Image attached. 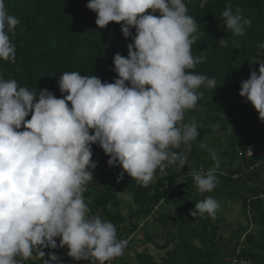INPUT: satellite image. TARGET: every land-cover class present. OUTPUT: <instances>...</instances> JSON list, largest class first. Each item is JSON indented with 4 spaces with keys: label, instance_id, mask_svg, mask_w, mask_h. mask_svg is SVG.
<instances>
[{
    "label": "clouds",
    "instance_id": "9594fccd",
    "mask_svg": "<svg viewBox=\"0 0 264 264\" xmlns=\"http://www.w3.org/2000/svg\"><path fill=\"white\" fill-rule=\"evenodd\" d=\"M206 4L201 0L200 7ZM86 7L96 13L98 28L119 23L130 39L127 56H113V82L64 72L58 98L47 88L30 90L0 74V264H24L34 253L42 264H64L66 254L75 261L115 262L136 231L128 241L118 239L113 222L90 214L83 193L98 164L92 146L102 148L109 166L122 168L118 182L127 173L147 187L165 162L186 163L174 149L200 133L195 123L183 122L185 112L197 107L203 96L198 89L218 86L214 77L186 71L203 57L192 53L198 29L185 0H87ZM220 15L233 34L243 35L251 25L231 6ZM19 23L0 0L4 61L16 60L11 37ZM219 44L227 47V40L220 38ZM259 48L264 56V43ZM258 61V71L250 68L249 78L241 80L239 95L264 122V60ZM212 158L218 167L214 152ZM214 171L193 173L201 193L216 187ZM182 182L183 177L176 181ZM218 208L207 196L189 211L214 218ZM57 248L63 249L53 251Z\"/></svg>",
    "mask_w": 264,
    "mask_h": 264
},
{
    "label": "trees",
    "instance_id": "16d2710c",
    "mask_svg": "<svg viewBox=\"0 0 264 264\" xmlns=\"http://www.w3.org/2000/svg\"><path fill=\"white\" fill-rule=\"evenodd\" d=\"M185 2L198 29L192 53L194 57H203L201 63L186 71L214 77L218 86L214 90L204 87L197 90L203 96L196 108L186 110L183 122L195 123L197 128L204 123L220 121L226 125L236 124L235 113L240 110L252 118L227 139L222 156L228 159L215 168L217 183L213 190L221 198L217 200L219 203L224 199L241 203L247 225L240 224L232 233L235 243L229 248L231 244L225 245L220 236L218 218L207 213L196 217L190 215L189 210L195 208V203L205 199L203 193L198 192L193 173H206L207 166L216 164L213 158L207 162L199 155L197 164H189L190 157L200 147L194 140L174 149L187 157L186 163L181 165L179 160L173 164L165 162L166 167L157 169L147 187L127 173L118 182L122 168L109 166V157L94 144L92 158L98 164L93 170L94 181L83 195L90 214L113 222L118 239L127 241L130 233L140 227V219L148 222L162 205L173 209L175 219L165 213L153 219L162 227L171 226L164 237L148 231L144 233L145 242L165 251L166 255L157 262L150 253H137L134 256L137 264H264V184L256 183L260 177L258 173L264 168L244 172L238 180L230 176L241 173L242 168H232L235 163H244L248 167L254 161H264V123L259 120L255 108L250 111L246 104L238 102L241 80L249 78L250 68L258 71V60H264L259 54V45L264 43V0H207L203 8L200 7L201 0ZM86 4L87 0H5L9 13L18 17L20 23L11 37L16 45V60L13 63L0 59V74L6 80L15 79L20 86L30 90L47 88L58 98L62 94L57 81L64 72L94 74L102 82H113L117 75L112 70L113 56L117 52L127 56L126 45L130 39L123 36L119 23L110 22L103 29L98 28L96 13ZM226 6H231L234 14L239 10L240 15L251 20L243 35L226 30L220 15ZM220 38L227 40V47L220 46ZM248 148L254 150L255 157L244 159L242 154ZM259 150H262L261 157ZM223 170L228 174L224 175ZM103 177L107 180L102 188H98L95 182ZM181 177L185 182L176 183ZM120 194H127L131 199L127 203L126 216L121 212ZM195 241L202 246H197ZM37 257L38 254L35 259L30 257L24 264H42ZM119 259L120 264H131L123 255L113 260Z\"/></svg>",
    "mask_w": 264,
    "mask_h": 264
},
{
    "label": "rangeland",
    "instance_id": "374dc122",
    "mask_svg": "<svg viewBox=\"0 0 264 264\" xmlns=\"http://www.w3.org/2000/svg\"><path fill=\"white\" fill-rule=\"evenodd\" d=\"M238 98L240 99V100H238L239 104H246L250 111H254V107H252L250 103L246 102L245 98H243L241 96H239ZM238 102L235 103L236 104L235 107L239 106V104H237ZM250 118L251 117L249 115H247L246 113H243L240 110L239 112L235 113V119L237 121L236 124L231 122V123L226 125L222 121H220L219 123H212L211 122L208 125L205 123L201 124L200 128H198V131H199L201 137L199 135L194 140L198 145L200 144V147H199V150L196 151V154H194L192 157H190L189 164L190 165L191 164H197V162H199V159L196 158L198 155L200 158L205 159L207 162H210V160L212 159V153L213 152L215 153L216 158L219 161V163L221 161H226L228 158H224L222 156V152H223V149H225V144H226L227 139L233 133L239 131L242 125H244L246 122L250 121ZM262 123H264V122H262ZM206 128H209L210 130L209 131H203ZM236 164L237 163L234 164L233 169H235ZM262 166H263L262 168H264V162H263ZM216 167L217 166L215 163L210 164L209 166L206 167V169H207L206 171H208L210 169L215 170ZM225 169H229V168L225 167ZM255 171H256V169H255ZM188 173H192V172H188ZM223 173H226V171L223 170ZM258 174L260 177H258L259 179H257L256 183L257 184H264V170L260 171ZM106 180H107L106 177L97 179L95 182V186H97L98 188H102ZM234 180H238V179H234ZM198 192H200V191L198 190ZM243 195H246V194L243 193ZM119 196H120V199L122 201L121 212L123 215L126 216L128 214L127 203L131 202L130 196L127 194H120ZM202 196L204 198H206L207 196H212L216 200L221 199L220 197H217L213 191L212 192H204L202 194ZM157 212H158V214L155 213L148 220V222L140 219V221H139V223H141L140 227L143 224H144V226H142L140 230H136V232H134L132 234L133 235L132 236L133 237L132 242H131V240L129 242H131V244H130V247L132 248L131 252H133L135 254V256L137 255V253H147V251H145V250L139 252V247H146L147 246V244L145 243L144 240L141 243L138 242V241H141L140 237L143 238L142 233L144 231H148V232H150V234H155L157 236L164 237L166 235L167 231L171 227V226L170 227H162L155 220H153L154 217H156L157 215L162 216V214L165 213L168 216H172V219L176 218L175 212L170 207L164 208V206L162 205L161 207H159L157 209ZM215 218H218V220H220L217 223L218 228H219V232H220V236H222L223 241L226 242V243H224L225 245H228V243L231 244V245H229V248H230L232 246V244L235 243V241H234L235 238L233 237L232 233H234V231L237 230V228L239 227L240 224H242L243 226L247 225V220L245 218L244 209H243L241 203L237 202V201L229 200V199H224V201L222 203L221 202L219 203V208L217 209ZM127 224H128V222H127ZM195 243L197 246H202L198 241H195ZM148 245H150L148 247V250H151L150 252L153 254L154 257L157 258V262H161V258L165 255V252H161L157 249H156L157 251H155L154 246L152 244H148ZM125 248H128V247H125ZM44 251L47 253V249H45ZM126 251H130V249L126 250ZM126 251L124 250V252H126ZM37 258H39V260L41 261L40 257H37ZM62 258L64 260V264H99V262L96 261L94 258L91 260H80V261H75L67 255H63ZM124 258L126 260L128 258L130 260L131 264H137L136 258H134V256H132V254H130V253L128 254L127 258H126V254H124ZM33 259H35V257H33ZM111 264H119V263L117 261H115V262H111Z\"/></svg>",
    "mask_w": 264,
    "mask_h": 264
},
{
    "label": "built area",
    "instance_id": "2783aa9c",
    "mask_svg": "<svg viewBox=\"0 0 264 264\" xmlns=\"http://www.w3.org/2000/svg\"><path fill=\"white\" fill-rule=\"evenodd\" d=\"M242 156H243L242 158H244V159L254 158V157H255L254 150L248 148V149L242 154ZM261 156H262V150H259V157H261ZM263 162H264V161H263ZM263 162H257V161H254V163H253L252 165L248 166V167H246V165H245L244 163H242V164L237 163L236 166H235V170H237V169H239V168H242V169H241V173H239V174L236 173V174L232 175L233 179H239V178H241L242 175L244 174V172H247V171L255 172V169H258V168H261V167H262ZM232 168H234V165H233ZM245 168H248V169L245 170ZM252 168H253V169H252ZM224 175H227V172L224 173ZM234 176H235V177H234ZM262 197H264V195H263ZM248 212H249V210H248ZM57 242H58V241H57ZM65 247H66V246H65ZM66 248H67V247H66ZM62 249H63V248H57V249H55V250H53V251L59 253V252H61ZM107 264H111V261H109V263H107Z\"/></svg>",
    "mask_w": 264,
    "mask_h": 264
},
{
    "label": "crops",
    "instance_id": "0c3cea01",
    "mask_svg": "<svg viewBox=\"0 0 264 264\" xmlns=\"http://www.w3.org/2000/svg\"><path fill=\"white\" fill-rule=\"evenodd\" d=\"M262 175H263V174H262ZM143 233H144V232H143ZM143 233H142V234H143ZM149 233H150V232H149ZM143 238H144V237H143ZM143 238L140 237V240H141V241H138V242L141 243V242L144 240ZM131 242H132V241H131ZM131 242L127 243V246H126V247H128V248H125V249H124L125 251L130 249V251H126V252L123 253V256H124V254H126V258H127V256H128L129 253L132 254V256H135V254H134L133 252H131V250H132V248L130 247ZM128 244H129V245H128ZM129 247H130V248H129ZM148 247H149V245H147L146 247H139V252L145 250V251H147V253H150V254L152 255V257L154 258L155 261H157V258L153 256V254L150 252L151 250H148ZM154 249H155V251H157L156 248H154ZM62 256H63V255H62ZM62 256H61V257H62ZM33 257H36V254H33L31 258L33 259ZM163 257H164V256H163ZM163 257H162V258H163ZM134 258H135V257H134ZM88 260H90V259H88ZM127 260L130 262V260H129L128 258H127ZM117 262L120 264V263H121V260L119 259Z\"/></svg>",
    "mask_w": 264,
    "mask_h": 264
}]
</instances>
